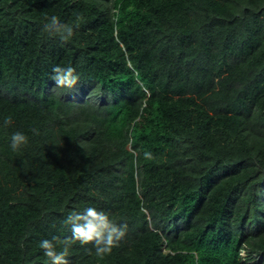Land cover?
Here are the masks:
<instances>
[{"label":"trees","instance_id":"1","mask_svg":"<svg viewBox=\"0 0 264 264\" xmlns=\"http://www.w3.org/2000/svg\"><path fill=\"white\" fill-rule=\"evenodd\" d=\"M86 207L127 231L69 264H264V0H0V264Z\"/></svg>","mask_w":264,"mask_h":264},{"label":"clouds","instance_id":"2","mask_svg":"<svg viewBox=\"0 0 264 264\" xmlns=\"http://www.w3.org/2000/svg\"><path fill=\"white\" fill-rule=\"evenodd\" d=\"M46 23L43 25V31L50 36H58L62 42H68L74 34V28L71 24L62 23L56 15L45 17ZM76 20L79 22L82 17L77 15ZM78 26V25H77ZM55 82L52 89H72L79 81V75L76 69L71 66L56 65L52 68L50 77ZM11 118H6L4 123L7 125ZM34 134H38L36 129H32ZM28 136L21 131L13 132L10 136V148L13 151H19L28 144ZM146 158H150V153H145ZM64 223L71 226V237L60 241L58 237L51 240L44 239L40 241L39 247L44 256L51 264H69V247L75 242L80 245L92 244L95 255L103 258L110 255L113 248L119 246V241L123 239L127 231V225H117L110 215L95 207H86L81 211H70L66 216ZM58 244H62V249L58 250ZM91 254L92 249H85Z\"/></svg>","mask_w":264,"mask_h":264},{"label":"rangeland","instance_id":"3","mask_svg":"<svg viewBox=\"0 0 264 264\" xmlns=\"http://www.w3.org/2000/svg\"><path fill=\"white\" fill-rule=\"evenodd\" d=\"M241 255L244 257V256H245V253L242 251V252H241Z\"/></svg>","mask_w":264,"mask_h":264}]
</instances>
